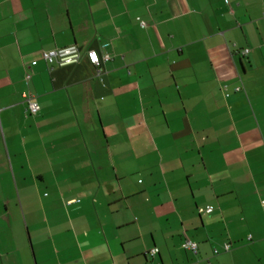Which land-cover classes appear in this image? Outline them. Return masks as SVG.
I'll list each match as a JSON object with an SVG mask.
<instances>
[{
    "label": "crops",
    "instance_id": "0c3cea01",
    "mask_svg": "<svg viewBox=\"0 0 264 264\" xmlns=\"http://www.w3.org/2000/svg\"><path fill=\"white\" fill-rule=\"evenodd\" d=\"M263 201L264 0H0V264H264Z\"/></svg>",
    "mask_w": 264,
    "mask_h": 264
},
{
    "label": "built area",
    "instance_id": "2783aa9c",
    "mask_svg": "<svg viewBox=\"0 0 264 264\" xmlns=\"http://www.w3.org/2000/svg\"><path fill=\"white\" fill-rule=\"evenodd\" d=\"M227 3L229 4L228 1H227ZM142 25L145 26V23L142 22ZM249 53H250L249 49H245L242 51V55H244V56L248 55ZM43 56H44V60L46 61V63L48 65H50V66L57 65L60 67H70V66L77 65L81 62V60L83 58V54H82L81 49L76 45H71V46H66V47H62L59 49L45 51ZM85 57L88 60V62L90 63V65H92L96 69L98 75H100L103 71V67H102L103 61H109L110 60L109 55H105L104 57H101L99 52L96 50L87 51ZM31 77H32L31 73L27 74L26 80L29 82ZM240 90L241 89L239 87L235 89V91H237V92H239ZM22 97H23L24 103L27 105L28 114L29 115H37L40 111V105L36 101L34 96H32L29 93H24L22 95ZM262 204H263V208H264V201L262 202ZM213 211H214V208L212 206H208L206 208V212H208V213H212ZM186 247L189 250L197 251L196 243L188 241L186 243ZM231 248H232L231 244H226L224 246V250L226 252L230 251ZM158 252H159V250L157 248H154V249L149 250L146 253V255L148 257H154ZM215 253L218 254L219 251L216 250Z\"/></svg>",
    "mask_w": 264,
    "mask_h": 264
}]
</instances>
